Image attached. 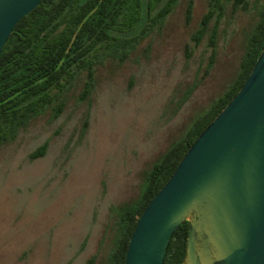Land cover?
<instances>
[{
    "label": "rangeland",
    "instance_id": "1",
    "mask_svg": "<svg viewBox=\"0 0 264 264\" xmlns=\"http://www.w3.org/2000/svg\"><path fill=\"white\" fill-rule=\"evenodd\" d=\"M180 0L160 25L104 47L93 89L78 70L57 92L62 108L31 118L0 147V264H106L118 212L144 173L180 140L236 76L264 0L223 1L215 44L192 36L209 0ZM43 144L45 154L29 156Z\"/></svg>",
    "mask_w": 264,
    "mask_h": 264
},
{
    "label": "trees",
    "instance_id": "2",
    "mask_svg": "<svg viewBox=\"0 0 264 264\" xmlns=\"http://www.w3.org/2000/svg\"><path fill=\"white\" fill-rule=\"evenodd\" d=\"M224 0H209L208 10L192 36L195 46L207 35L213 47L217 24L223 16ZM249 0H234L246 5ZM180 0H42L16 24L0 53V147L31 118L51 108L53 117L61 111L57 92L76 75L88 72L82 98L93 89L94 65L106 46L130 49L133 38L126 35L141 28L160 26L176 9ZM187 15L193 0L187 1ZM137 37V34H133ZM264 47V4L247 38L239 70L225 91L207 111L198 116L184 136L144 173L138 199L120 208L117 237L106 264H125L127 248L145 208L176 170L188 148L221 110L238 93ZM43 144L30 154L36 159L45 154ZM188 223L180 225L167 246L164 264H181L185 255Z\"/></svg>",
    "mask_w": 264,
    "mask_h": 264
},
{
    "label": "water",
    "instance_id": "3",
    "mask_svg": "<svg viewBox=\"0 0 264 264\" xmlns=\"http://www.w3.org/2000/svg\"><path fill=\"white\" fill-rule=\"evenodd\" d=\"M41 1L0 0V53ZM185 222L181 264H264V47L241 89L143 211L125 264H164Z\"/></svg>",
    "mask_w": 264,
    "mask_h": 264
}]
</instances>
